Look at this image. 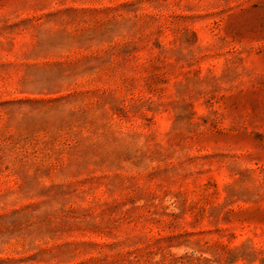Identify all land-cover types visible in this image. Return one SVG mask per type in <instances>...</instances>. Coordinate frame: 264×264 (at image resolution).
I'll return each instance as SVG.
<instances>
[{
	"label": "rangeland",
	"instance_id": "obj_1",
	"mask_svg": "<svg viewBox=\"0 0 264 264\" xmlns=\"http://www.w3.org/2000/svg\"><path fill=\"white\" fill-rule=\"evenodd\" d=\"M0 264H264V0H0Z\"/></svg>",
	"mask_w": 264,
	"mask_h": 264
}]
</instances>
